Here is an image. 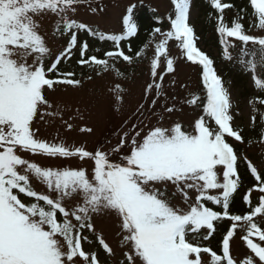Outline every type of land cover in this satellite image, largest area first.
Returning a JSON list of instances; mask_svg holds the SVG:
<instances>
[{"label": "snow or ice", "instance_id": "1", "mask_svg": "<svg viewBox=\"0 0 264 264\" xmlns=\"http://www.w3.org/2000/svg\"><path fill=\"white\" fill-rule=\"evenodd\" d=\"M82 2L0 0V264H104L92 250L93 243L107 256H114L115 250L97 232L95 219L100 215H115L120 221L121 264H264V168L258 169L234 146V142L245 143L243 131L234 126L230 93L213 60L197 47L189 23L191 0H173L176 15L169 17L171 30H153V35L160 34L163 39L155 45L151 82L144 90L147 106L141 103L137 109L144 117L139 124H132L115 145H101L92 151L38 135L35 122L56 114L49 111L54 107L49 92L58 85L82 86L75 72L60 71L62 62L78 52L76 63L94 69L97 76L114 70L123 77L110 61L121 59L131 65L144 55L143 50L128 54L132 52L130 44L127 52L121 47L138 33L135 4L127 8L123 34L117 35L71 18L69 14ZM212 6L221 13L218 31L222 36L264 46V38L245 34L241 22L225 24L222 14L232 5L212 0ZM250 6L264 28V0H250ZM48 14L57 17L52 35L67 40L58 55L49 47L43 26ZM80 33L113 42L114 49L105 51L103 58L90 54L89 42L80 41ZM170 40L178 42L187 61L203 67L206 102L203 114L191 126L164 123L165 116L177 110L168 105L163 87L165 75L175 71L174 59L168 55ZM161 58L166 68H162ZM256 83L264 88V82ZM109 91L117 103H123L126 88L122 83L114 82ZM158 102L162 111L152 124L150 116L155 115ZM200 102L199 95L186 101L192 106ZM67 127L71 130L72 125ZM80 131L92 133L93 128L82 127ZM20 152L77 157L93 161L94 167L91 171L43 167ZM241 160L256 181L244 197L251 210L243 215L230 211V202L241 187ZM33 179L46 186L47 194L36 190ZM253 191L261 194L255 206ZM191 192L196 193L194 199ZM177 194L182 206L175 202ZM223 220L231 223L218 254L205 242L214 238L218 222ZM238 228L246 233L240 238L254 254L240 262L231 254ZM205 254L210 260L203 259Z\"/></svg>", "mask_w": 264, "mask_h": 264}, {"label": "rangeland", "instance_id": "2", "mask_svg": "<svg viewBox=\"0 0 264 264\" xmlns=\"http://www.w3.org/2000/svg\"><path fill=\"white\" fill-rule=\"evenodd\" d=\"M133 4L136 5L135 11L143 4H149L161 19V23H159L161 31L171 30L169 17L175 18L176 15L173 0H84L77 6L75 13L69 15L71 18L87 22L91 27L107 34L119 35L123 34L124 31L123 17L127 14V8ZM201 6L200 3L191 0L189 14L191 25H197L199 19H201ZM92 8H96L97 11L93 12ZM56 20V16L48 14L43 19V26L47 33L49 47L53 53L58 55L66 47L67 40L66 37L52 35ZM249 35L264 38V28L257 26ZM90 38L94 40L93 37ZM162 39L163 37L160 34L152 35L148 40V44H146L147 47L143 49L144 55L131 65L118 60L110 61V63H115L116 68L123 72V77H118L114 70L99 76L96 75L95 70H92L90 73L79 74V77H76L82 80V86L80 87L56 86L55 90L50 91L48 94L50 102L54 105L49 111L56 114L46 115L43 119H38L35 122V127L39 129L38 135L50 142L63 140L69 146H84L89 151L101 145H107V147L115 145L123 132L129 131L132 124H139L140 120L144 118L139 116L137 109L141 103H145L147 106L144 100V90L146 85L151 82L150 64L154 57L155 45ZM225 42L226 46L229 45V52L226 58L223 56L222 63H234L236 69H242L244 75L248 74L246 85L239 82L235 77L229 81V87L224 84L230 93L234 126L243 125L246 130H250L255 122L253 117L256 115V108L251 94L256 93L259 88L256 81L262 79V67L257 60H252L250 56L244 57L243 53L235 48L236 42L229 40ZM109 46L111 47L109 43L104 44L105 48ZM167 47L168 55L174 59L175 71L165 75L163 87L168 98V105H174L177 110L167 114L164 123L181 122L185 126H191L199 118L200 112L192 105L187 104L186 101L198 89L199 72L193 64L185 61L183 50L179 48L174 40H170ZM206 49L214 55L219 54L221 51L215 46H208ZM161 59L162 68H166L163 58ZM68 62L70 66L76 63L75 54ZM219 67L221 68V64ZM89 75L92 76L91 80L88 79ZM117 81L126 88L122 104L117 103L115 96L109 91V88ZM154 111L155 115L151 116L148 112H145L146 117L150 116L152 124L157 122V116L162 111L160 102L157 103ZM68 124L72 125L71 130L68 129ZM82 127H91L93 132H81L80 128ZM239 143L234 142V145ZM19 154L43 167L85 168L89 171L94 167L93 161L80 160L77 157L62 159L43 155L34 156L25 152ZM241 156L251 160L258 169L264 168V143L247 144ZM32 183L36 190L47 194L45 185L35 179L32 180ZM190 195L194 199L196 193L191 192ZM260 195L259 192L253 191L252 201L259 199ZM175 202L182 206L179 194H177ZM256 219L261 222L260 217ZM95 226L97 232L103 234L106 241L114 248L115 255L107 256L96 242L93 243L92 250L98 253L104 264H121L124 257L118 243L120 239V221L118 218L115 215H100L95 219ZM241 230L243 229H237V235L231 242V254L238 262L250 255L254 256L240 238L243 235ZM85 247L87 248L88 245L86 244ZM203 259L207 261L210 260V257L205 254ZM255 259L258 261V258Z\"/></svg>", "mask_w": 264, "mask_h": 264}, {"label": "trees", "instance_id": "3", "mask_svg": "<svg viewBox=\"0 0 264 264\" xmlns=\"http://www.w3.org/2000/svg\"><path fill=\"white\" fill-rule=\"evenodd\" d=\"M196 2L202 5L200 13L201 19H199L197 25L194 24L192 26L196 35L197 47H199L201 51H203L209 56L210 59L213 60V67L217 74L222 78V81H226V84H228L229 81L235 77L239 82H243L246 85L247 76L243 75L242 72L237 71L234 63H222L221 61L222 50L227 51V48L224 49L223 46H220V42L223 39V36H226H222L218 31V18L220 17L221 13L212 6V1L196 0ZM221 2L232 5V7L225 9L222 14L226 25L230 26L234 22L239 21L244 25V32L248 35L257 26H259L258 18L254 13L253 8L250 6V0H224ZM133 17L135 23L138 25V33L136 36L131 37L130 39L125 40L121 43V47H123L126 52L128 49V45H131L132 52L128 54L143 50L145 45L148 44V40L153 35V30L156 27H160L159 23L161 21L158 13L149 4H143L138 10H134ZM85 37L87 39H83V41L87 40L89 42L90 54H98L101 55L102 58L103 53L106 49L104 47V44L109 43L110 41H102L100 43V41L96 38H94V40H91V38L87 36V34L85 35ZM175 43L178 44V42L176 41ZM109 44H112L114 49V44ZM208 46H215L221 51L219 54L214 55L213 53L209 52L208 49H206ZM235 48L239 49L243 53L242 55L244 57L251 56L255 60L257 58H260V63L264 69V46L253 42L245 43L237 40ZM97 49L99 51H97ZM184 57L185 61L187 63H190V61H187L185 54ZM118 61L123 62L121 59H118ZM220 64L221 68L219 67ZM193 65L199 72V84L198 89L194 91L192 95H199L201 97V102L197 106L193 107H195L200 112V117L203 114V104L206 102V89L203 84L202 66L198 64ZM73 66L78 73H90L92 72V70H94L87 67H80L78 64H75ZM60 71H71V69L69 68L67 63H63L60 66ZM251 98L253 99L256 108L255 122L253 127L250 130H246L243 125L236 126L237 128L242 129L243 136L245 138V143L234 145L240 152V154L244 153V148L245 146H247V144L260 143L261 137H264V104L260 103L261 100H264V88H261L257 93H252ZM238 169L241 175V187L238 189L237 193L234 194L230 202V211L234 214L243 215L251 210L245 203L243 195L246 191H248L256 184V181L251 175L250 170L247 168L246 162L244 160H241L239 162ZM209 206L214 207L218 211L221 210L219 206L211 204H209ZM230 223L231 222L227 220L218 222V231L214 234V238L211 239L210 244H208V242H205L206 246L212 247L213 250L218 252V254H221L222 237L230 227Z\"/></svg>", "mask_w": 264, "mask_h": 264}]
</instances>
